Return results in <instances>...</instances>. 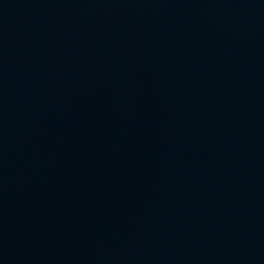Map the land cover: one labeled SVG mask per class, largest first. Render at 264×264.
<instances>
[{"label":"water","instance_id":"obj_1","mask_svg":"<svg viewBox=\"0 0 264 264\" xmlns=\"http://www.w3.org/2000/svg\"><path fill=\"white\" fill-rule=\"evenodd\" d=\"M0 264H264V0H0Z\"/></svg>","mask_w":264,"mask_h":264}]
</instances>
